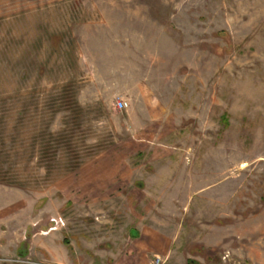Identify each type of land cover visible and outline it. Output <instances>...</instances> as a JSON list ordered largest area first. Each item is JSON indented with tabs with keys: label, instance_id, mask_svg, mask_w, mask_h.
Wrapping results in <instances>:
<instances>
[{
	"label": "rangeland",
	"instance_id": "rangeland-1",
	"mask_svg": "<svg viewBox=\"0 0 264 264\" xmlns=\"http://www.w3.org/2000/svg\"><path fill=\"white\" fill-rule=\"evenodd\" d=\"M48 237L264 264V0H0V264Z\"/></svg>",
	"mask_w": 264,
	"mask_h": 264
},
{
	"label": "crops",
	"instance_id": "crops-1",
	"mask_svg": "<svg viewBox=\"0 0 264 264\" xmlns=\"http://www.w3.org/2000/svg\"><path fill=\"white\" fill-rule=\"evenodd\" d=\"M205 219L209 220L208 218H205ZM205 226L207 227V229L203 233V238L201 240H198V241L206 240L205 234L208 232L210 225H207L205 223ZM144 229H145V227H144L143 223L140 222V227H138L139 233L138 232L136 233L135 231L131 230V236L136 237L137 234L139 235L140 233H142V230H144ZM47 232L50 233L51 230H49ZM160 235H161V232H159L158 229H153L152 234H150V236H148V237H150V241H149L150 246L148 244H145L143 246L142 253L156 252V251H161V250H162V252H164L166 250V243H168V245H169V242L168 241L166 242V239H164V237H165L164 236L163 237L164 240L161 239V241H164V243L159 246L157 241H158V238L160 237ZM48 239H49V241L47 243L43 244V247L41 248V253H40L39 257H41L48 264H77V262H75L72 259V253L69 249L68 241L66 239H61L60 241H58L56 239V237H55V239H51L50 237H48ZM2 248H3V246H0V251H2ZM3 249H5V248H3ZM110 262H111V260H109L108 262L103 261L102 264H124L123 262L118 261V260H114L112 263H110Z\"/></svg>",
	"mask_w": 264,
	"mask_h": 264
},
{
	"label": "built area",
	"instance_id": "built-area-1",
	"mask_svg": "<svg viewBox=\"0 0 264 264\" xmlns=\"http://www.w3.org/2000/svg\"><path fill=\"white\" fill-rule=\"evenodd\" d=\"M127 102L118 100L114 103V107L119 110L126 109L127 107ZM35 264H44V263H35ZM151 264H163V259L161 256L156 255L154 259L152 260Z\"/></svg>",
	"mask_w": 264,
	"mask_h": 264
},
{
	"label": "trees",
	"instance_id": "trees-1",
	"mask_svg": "<svg viewBox=\"0 0 264 264\" xmlns=\"http://www.w3.org/2000/svg\"><path fill=\"white\" fill-rule=\"evenodd\" d=\"M188 264H194V261L188 260Z\"/></svg>",
	"mask_w": 264,
	"mask_h": 264
}]
</instances>
